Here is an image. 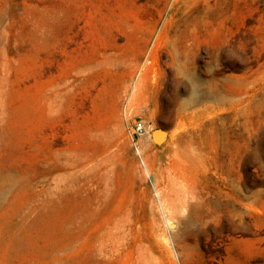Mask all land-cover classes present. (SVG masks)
<instances>
[{
    "label": "rangeland",
    "instance_id": "374dc122",
    "mask_svg": "<svg viewBox=\"0 0 264 264\" xmlns=\"http://www.w3.org/2000/svg\"><path fill=\"white\" fill-rule=\"evenodd\" d=\"M0 264H264V0H0Z\"/></svg>",
    "mask_w": 264,
    "mask_h": 264
},
{
    "label": "bare ground",
    "instance_id": "6f19581e",
    "mask_svg": "<svg viewBox=\"0 0 264 264\" xmlns=\"http://www.w3.org/2000/svg\"><path fill=\"white\" fill-rule=\"evenodd\" d=\"M201 81V80H200ZM138 85V84H137ZM197 85V83H196ZM196 88V87H195ZM201 91V90H200ZM189 95H190V98L193 100V99H198L199 95L195 93V89H194V86L191 87L190 91H189ZM185 102V101H184ZM62 158V157H61ZM54 163V162H53ZM62 197V195L60 196V198ZM65 197V195H64ZM61 201V200H60ZM63 202V200H62ZM61 202V203H62ZM62 205V204H61ZM64 207V206H62ZM81 210V209H80ZM76 223V222H75ZM77 226V225H76Z\"/></svg>",
    "mask_w": 264,
    "mask_h": 264
},
{
    "label": "built area",
    "instance_id": "2783aa9c",
    "mask_svg": "<svg viewBox=\"0 0 264 264\" xmlns=\"http://www.w3.org/2000/svg\"><path fill=\"white\" fill-rule=\"evenodd\" d=\"M136 129L138 130V131H142V126H141V124H137V126H136Z\"/></svg>",
    "mask_w": 264,
    "mask_h": 264
}]
</instances>
